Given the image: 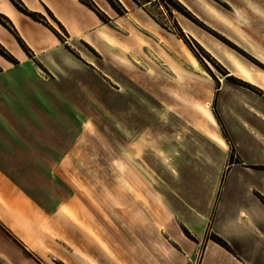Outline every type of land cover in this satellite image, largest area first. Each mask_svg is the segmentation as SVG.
I'll use <instances>...</instances> for the list:
<instances>
[{
  "label": "rangeland",
  "instance_id": "rangeland-1",
  "mask_svg": "<svg viewBox=\"0 0 264 264\" xmlns=\"http://www.w3.org/2000/svg\"><path fill=\"white\" fill-rule=\"evenodd\" d=\"M92 1L106 19L101 49L68 45L50 16L39 17L48 29L41 27L42 37L53 33L81 63L53 66L49 73L34 59L41 69L35 65L38 70L29 81L30 87L51 94L64 92L52 96L60 113L42 118L77 125L74 139L83 140L85 147L56 164L36 165L34 178L26 173L24 203L19 201V210L10 209L8 219L24 222L23 243L43 255L46 264H62L51 237L64 233L87 246L82 232H89L102 249L99 264H200L203 248L189 260L187 252H178L165 238L187 237L172 213L177 197L200 199L197 204L205 207L214 193L220 194L224 175L214 139H228L218 121L215 94L228 84V61L195 43L190 28L207 31L173 0ZM108 1L126 13L119 16ZM219 51L228 57V46ZM25 53L33 59L32 52ZM89 59L98 63L99 76L85 66ZM21 69L28 74L29 69ZM76 73L99 96L86 114L76 105L71 111L79 91ZM182 155L185 160L216 156L217 162L201 161L193 175ZM211 235L209 230L207 239ZM72 255L74 264H95L82 260L75 247Z\"/></svg>",
  "mask_w": 264,
  "mask_h": 264
},
{
  "label": "crops",
  "instance_id": "crops-1",
  "mask_svg": "<svg viewBox=\"0 0 264 264\" xmlns=\"http://www.w3.org/2000/svg\"><path fill=\"white\" fill-rule=\"evenodd\" d=\"M17 1L35 18H54L62 26L68 45L81 44L96 52L101 49L106 24L79 0ZM175 1L216 34L206 30V36L190 28L195 43L228 61L231 76L215 94L218 121L228 137V143L214 139L221 148L219 173L224 175L220 194L216 197L214 193L205 207L197 204L200 199L177 197L173 216L194 240L177 236L165 238V242L182 254L187 252L189 260L203 248L200 264H264V0ZM0 19V46L18 62L14 65L0 55V264H46L43 255L23 243L20 227L24 222H10L7 212L19 210V201L24 203L26 173L34 178L39 168L36 165L56 164L62 156L72 158L79 150L83 152L85 144L74 139L77 125L42 118L60 113L52 99L53 94L62 96L64 92L51 94L40 86L30 87L29 81L38 70L35 65L40 68L34 59L49 73H53V66L77 67L81 61L53 33L48 39L42 37L43 25L21 12L11 0H0ZM20 42L33 53V59L27 57ZM221 45L228 46V57L220 53ZM86 63L99 76L98 63L91 59ZM21 66L29 69L28 74ZM73 81L79 91L72 98L71 111L76 105L81 114H86L99 96L89 92L78 74ZM216 158L192 156L183 163L187 161V171L196 175L201 161L211 166ZM14 199L16 203L11 201ZM209 230L226 242L230 251L207 239ZM81 235L87 246L64 233L49 238L60 263L74 264L75 247L83 254L82 260L99 264L102 249L89 232Z\"/></svg>",
  "mask_w": 264,
  "mask_h": 264
},
{
  "label": "trees",
  "instance_id": "trees-1",
  "mask_svg": "<svg viewBox=\"0 0 264 264\" xmlns=\"http://www.w3.org/2000/svg\"><path fill=\"white\" fill-rule=\"evenodd\" d=\"M13 3H14V5L21 11V12H23L24 14H26V15H28V16H30V17H32L34 20H36V21H38L39 22V20L37 19V18H35L33 15H31V14H29L26 10H24L21 6L23 5L20 1H17V2H15V0H11ZM80 1V3H82L83 5H85V6H87L89 9H91L92 11H94L95 13H96V15L101 19V21H103L104 23H106V19L104 18V16H103V14H102V12L96 7V5L94 4V2L92 1V0H79ZM175 3H177L181 8H182V12L185 14V15H187L188 17H189V19H191L194 23H196L198 26H200V27H202L203 29H205V30H207V31H209L211 34H213V35H216V34H214L212 31H210V30H208V29H206V27L203 25V24H201L198 20H196V18L186 9V8H184L181 4H179L178 2H176L175 0H173ZM109 2V1H108ZM110 3V5L112 6V8L116 11V13L119 15V16H122V15H124L125 13H126V11H125V9H123L122 8V10L121 11H118L115 7H114V5L111 3V2H109ZM21 5V6H20ZM54 19V18H53ZM55 20V19H54ZM0 21H2L1 19H0ZM56 21V20H55ZM57 22V21H56ZM57 24L62 28V26L57 22ZM63 29V28H62ZM183 37V36H182ZM226 45H229L230 47H232L226 40H224V39H221ZM20 44L22 45V47H23V49L26 51V52H28L29 50H27L26 48H25V46L20 42ZM30 52V51H29ZM0 55L2 56V57H4L6 60H8L10 63H12V64H14V65H17L18 64V62L3 48V47H1L0 46ZM218 120H219V118H218ZM225 132V131H224ZM225 134H226V132H225ZM227 139H228V137H227ZM263 201V200H262ZM263 203H264V201H263ZM184 233H185V235L188 237V238H190L191 240H194L191 236H190V234H189V232L187 231V230H184ZM210 239L212 240V241H214L215 243H217L218 245H220L221 247H223L224 249H226L227 251H230V248H229V246L227 245V243L226 242H224L222 239H220L219 237H217V236H215V235H211V237H210Z\"/></svg>",
  "mask_w": 264,
  "mask_h": 264
},
{
  "label": "bare ground",
  "instance_id": "bare-ground-1",
  "mask_svg": "<svg viewBox=\"0 0 264 264\" xmlns=\"http://www.w3.org/2000/svg\"><path fill=\"white\" fill-rule=\"evenodd\" d=\"M229 75H230V74H229ZM229 75H227V76H229ZM244 75H245V74H244ZM227 76H226V77H227ZM230 76H231V75H230Z\"/></svg>",
  "mask_w": 264,
  "mask_h": 264
}]
</instances>
